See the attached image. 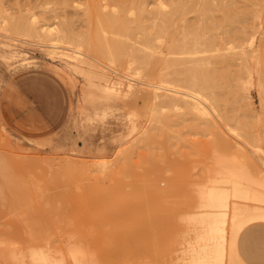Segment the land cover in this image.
<instances>
[{
  "label": "rangeland",
  "instance_id": "obj_1",
  "mask_svg": "<svg viewBox=\"0 0 264 264\" xmlns=\"http://www.w3.org/2000/svg\"><path fill=\"white\" fill-rule=\"evenodd\" d=\"M70 1L0 0V249L1 239L9 233L17 247L27 250L33 243L32 233L49 234L51 241L65 244L76 232L86 243L87 258L95 264H171L173 260L172 264H195L194 257L206 242L201 232L207 214L199 212L198 192L209 173L206 165L214 166L218 150L223 149L225 159L231 161L239 158L235 155L241 151L240 143H248L241 144L249 153L244 155L253 156L252 162L258 166L255 168L248 157V170L260 181L257 188L264 197V88L259 86L256 57L237 60L247 66L240 75L248 109L236 103L234 113L232 104L227 105L235 116L229 110L226 114L225 105L217 122L224 124L220 125L222 131L228 123L235 126L245 140L227 127L223 132L229 134H221L220 140L218 134H192L195 129L189 126V114L182 119V109H172L164 102L163 107L153 95L154 87L146 83L155 82V76L141 74L143 69L136 73L121 58L112 63L97 58L85 48L83 57L94 66L82 63L83 70L75 69L62 50L47 52V37L25 30L22 34L21 29L10 27L20 15L29 18L33 13L39 23L56 22L66 15L74 19L77 31L86 28L80 19L86 0ZM262 36L264 6L258 7L256 30L246 42L256 54L264 46ZM166 46L167 39L157 41V54L164 56ZM87 69L106 76L87 75ZM103 85L117 88L107 95L109 99L102 94L106 92ZM226 115L228 123L220 120ZM231 115L235 117L230 119ZM141 128L147 132L140 134ZM223 137L231 143L236 140L233 146L237 144L239 149L227 146ZM205 143L224 144L229 150L225 151L224 145L218 150L210 145L212 151L213 147L218 151L214 156ZM103 160L109 161V166ZM100 163L106 168L102 170ZM233 200L255 201L233 195L228 198L230 207ZM245 214L240 216L243 223L237 221L240 217L236 219L237 228L232 226L231 232L226 215L224 227L228 225L230 233L225 232V264H264V217ZM226 244L233 246V258L227 257ZM7 259L6 250H0V264Z\"/></svg>",
  "mask_w": 264,
  "mask_h": 264
},
{
  "label": "bare ground",
  "instance_id": "obj_2",
  "mask_svg": "<svg viewBox=\"0 0 264 264\" xmlns=\"http://www.w3.org/2000/svg\"><path fill=\"white\" fill-rule=\"evenodd\" d=\"M55 1L57 2V0ZM70 2L73 3L72 0ZM82 6L84 7V5ZM260 6H264V0H105V2H101V0H86L84 11L82 16H80L86 28H80L81 31H79V28H77L78 31L74 29L76 28L74 25L75 22H73L74 19L66 15L62 19L60 17V20L56 22L42 20L39 23L38 18L33 13H30L29 18L20 15L17 19L15 18V21L14 16H11L14 22L12 20H9V22L11 21L13 23L10 27L13 29L16 27L18 30L21 29L22 34H25L22 30H25L30 35L31 33H35L39 37H47L48 41H50L48 48L46 43L44 45L47 48V52L53 54L62 50L61 54L63 53L65 56L71 58L70 60L75 69L83 70L85 66L82 63L94 66L93 63L83 57L86 54L83 51L84 48L95 52L97 58H107L110 61L121 58V61H125L123 64L127 62L128 67L135 70L136 73L140 69H143L142 71L140 70L141 72L144 71L141 74L155 76L153 77L156 78L155 82L151 81L146 84L154 87L152 91L153 95L159 98L161 105L164 102L167 105L169 104V106H173L171 107L172 109L174 107L175 109H182L179 112L180 114L183 112L181 117L184 120L185 113L189 114V126L195 129L192 130V134H218L219 136H216L219 138H216L220 140V137H222L221 134H229L226 131V133L223 132L226 130V127L229 128L228 130L231 129L230 131L234 135L240 134L239 136L236 135L239 138L242 135L235 129V126L234 128L231 127V124L227 121L229 118L227 116L232 110L231 107L235 111L237 107L233 105L239 103L243 105L245 110L248 109L249 101L244 91V85L241 82L240 75L244 70H247V66L243 62H237L239 57H256L255 65L260 75L259 86L264 88V46L256 54L253 52V48L246 43L250 38V33L256 30L257 10ZM61 7H64V5ZM75 10L77 11V9ZM67 12H70V10ZM77 14L79 15L80 13ZM77 14L76 16H78ZM3 19L6 20L5 17ZM13 29L12 31H14ZM4 30L8 32L7 28ZM161 39H167V49L164 56L157 54V41ZM260 41L264 43V36L261 37ZM85 73L87 75L95 73L103 78L104 75L106 76L103 72H98V70L96 71L94 69H87ZM61 75L64 74L62 73ZM127 84L128 86L131 85L130 80ZM103 86L106 92L102 94L105 98H108L109 93L117 90L116 87L110 85ZM229 104H232L230 105L231 107L227 106ZM223 107L226 109H224L226 114L228 112L227 110H229V114L226 115V118L223 117L220 119L222 121L226 119L228 123H225L227 126L222 131L223 128H220L222 123L217 122L219 121V115L223 111ZM234 113L237 112L235 111ZM222 114L225 115V113ZM234 115L236 116V114ZM235 116L231 115L230 119ZM184 120L180 119L181 122H184ZM132 128V131L134 130L135 132L134 124H132ZM145 131L147 132V129L144 128L139 133H146ZM139 133L138 136H141ZM223 136L226 137L225 135ZM224 137L221 139H225L226 145L228 144L227 146L230 145L232 147L236 143V140L234 143H231L229 141L231 140L230 138L227 137L226 139ZM216 138L213 139L215 140ZM241 138L244 139L243 135ZM132 140L135 139L132 138ZM220 143H218V146L216 143L210 145L214 147L216 145L217 150L226 147L224 144L220 146ZM237 143L240 142L237 141ZM205 144H208L210 150L212 149L209 143ZM205 144L204 146L206 147ZM246 144L248 143L246 142ZM246 144L243 146H246ZM125 145H128V143ZM240 145V150L245 151L246 147ZM235 146L239 149L237 144L233 147ZM214 147V151L211 150L212 154L214 153L216 155H213L217 156V152L220 151V155L215 158L214 166L206 165L210 167L208 174L206 166H204L206 169H204L206 171L205 174L208 176L206 178L204 174L205 177H201L204 181H201L202 187L198 192V205L195 204L201 206L199 212H202V214L205 213V215L207 214L203 232L199 230L205 237L206 242H201V244L203 243L201 249L194 257L197 261L195 264H225V260L223 259V252H225L224 244L227 236L225 232L227 231L229 234L233 231L231 230L233 228L232 226L236 227V223L240 220V223H243L241 217L244 218V215L242 216L244 213H246V216H250L251 214V217H264V204H262L264 203L262 202L264 197L260 195L261 192L259 193L260 190L258 191L257 188V184L260 181L254 179L256 177L250 172L252 169L248 170L250 168H248L249 161H247L249 156H245L249 154L246 153L247 150L244 153L238 150L240 151L239 155H237L238 152L235 151L236 149L232 150L233 152H237L235 157L239 156L240 158L243 155L245 159L242 156L243 158L241 157L239 159L237 157L238 160H235L237 158H233V156L232 158L234 160L230 161L228 158L229 160L227 161L224 157V150L222 149L216 152ZM242 147L244 150L241 149ZM197 149L199 150V147ZM227 149L228 147L225 148V151ZM221 151L223 155H221ZM223 157L227 162L224 161ZM249 158H251L250 162H252L253 156ZM105 160H103L105 166H109L110 162L108 161L106 163ZM93 162L95 164L98 163L95 160ZM94 163L91 162L92 166ZM97 165L99 166V163ZM102 165L103 163H100L101 167ZM105 166L102 167V170L106 168ZM253 166L258 168L257 163L255 165L253 164ZM253 166L251 165V167ZM229 189L232 190L231 193ZM231 194L237 195L240 199L250 198L255 201L241 202L233 200L231 201L233 203L232 205L230 204V207L228 198L229 196H233ZM229 210L230 215H228ZM187 215L189 214L187 213ZM205 215H202V217ZM226 215L230 217V229L227 227L228 225L226 226L230 232L224 227ZM193 217H196V215H192ZM236 219L237 221L240 220L237 222ZM192 229L195 228L193 227ZM71 234L69 232L68 235L70 237L65 239V244H62L51 241L49 234L40 232L32 233L33 243L29 245L27 250H24V248L15 245L11 239L12 235L9 233L6 238L1 239L2 246L0 250H6L8 254V259L5 264H95L86 256L87 248L85 241L79 238L78 233L72 232ZM196 245L198 246V243ZM228 245L226 244L227 251L228 248L229 251L228 253L226 251V254L230 258L233 246H230L231 243L229 245L230 247ZM238 263L240 264V262Z\"/></svg>",
  "mask_w": 264,
  "mask_h": 264
}]
</instances>
